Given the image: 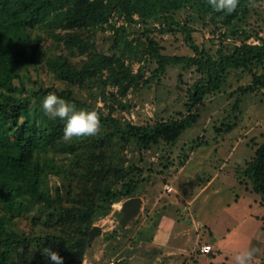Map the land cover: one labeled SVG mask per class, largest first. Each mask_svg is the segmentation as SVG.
Returning a JSON list of instances; mask_svg holds the SVG:
<instances>
[{
    "label": "trees",
    "instance_id": "obj_1",
    "mask_svg": "<svg viewBox=\"0 0 264 264\" xmlns=\"http://www.w3.org/2000/svg\"><path fill=\"white\" fill-rule=\"evenodd\" d=\"M260 1L248 7L240 0L237 10L226 14L206 0H0V264H51L44 248L57 252L64 264H85L94 241L103 239L108 250L92 264H115L105 256L122 244L117 229L105 235L100 230L89 239L94 223L115 202L140 195L151 175L167 167L176 171L187 159L167 158L155 169L139 164L145 161L143 150L174 145L198 121L206 95L220 91L231 70H262L235 90L234 108L244 95L264 87V37L213 50L194 36L199 24L233 28L259 12ZM107 30L112 41L105 49L97 45L96 33ZM170 31L182 33L192 53H167L157 32ZM134 58H148L156 67L149 76L146 64L133 72ZM173 65L199 73L185 101L187 113L147 124L116 114L132 106L124 100L131 90L161 81ZM49 93L77 109L97 110L99 134L63 141L66 121L50 119L42 109ZM221 125L218 136L233 128ZM127 149L138 152L129 158ZM243 172L264 200V142ZM121 225L128 234L129 227ZM127 260L116 264H130Z\"/></svg>",
    "mask_w": 264,
    "mask_h": 264
},
{
    "label": "rangeland",
    "instance_id": "obj_2",
    "mask_svg": "<svg viewBox=\"0 0 264 264\" xmlns=\"http://www.w3.org/2000/svg\"><path fill=\"white\" fill-rule=\"evenodd\" d=\"M257 9L259 12L234 23L231 29L209 24L196 25V41L213 50L245 41L261 42L259 36L264 37V0L258 3ZM157 36L167 53H192L180 32H157ZM111 41L110 30L96 33L99 47L106 49ZM143 64H146V76H149L156 63L148 58H134L132 70L137 72ZM261 71H257L255 66L249 71L231 70L222 89L206 95L198 121L187 128L174 145L156 144L143 150L145 161L139 164L147 166L151 163L155 169L160 167V161L167 158L171 160L175 157L178 161V158L187 156V159L183 167L178 164L180 167L176 171L171 168L169 172L167 167L166 171L149 177L145 190L140 194L144 200L139 213L125 226L121 225L129 227L128 234L124 235L118 226L123 200L115 202L111 212L94 223L99 225L98 232L101 230L102 235L117 229L122 243L112 251L113 255L105 256V261L114 260L116 264L122 258H128L130 264H233L235 250L251 246L259 250L253 264H264V200L243 172L247 162L255 157L257 148L264 142V87L244 95L237 109L233 106L237 96L235 90L249 84L253 74ZM198 77L199 73L194 68L170 66L161 81H151V85L131 90L124 100L132 106L128 110H118L116 114L141 124L179 117V112L187 113L185 101L189 98L190 85ZM98 103L103 105L104 101L99 99ZM223 123L226 127L231 124L233 128L218 136L216 126ZM126 152L129 158H133L138 150L133 153L132 149H127ZM176 220L184 222L176 227L188 229L187 235H180L177 241L172 240L179 249H157L155 242L148 244L149 240L152 241L151 236L164 238L166 226L172 228L175 224L171 222L179 224ZM157 229L164 232L160 230L159 234H155ZM106 241H94L85 264L101 260L108 247ZM203 242L211 243L213 252L217 254H204L201 251ZM168 254L177 255L169 257ZM90 255L94 256L93 259Z\"/></svg>",
    "mask_w": 264,
    "mask_h": 264
},
{
    "label": "clouds",
    "instance_id": "obj_3",
    "mask_svg": "<svg viewBox=\"0 0 264 264\" xmlns=\"http://www.w3.org/2000/svg\"><path fill=\"white\" fill-rule=\"evenodd\" d=\"M206 3L215 12L232 14L239 7L240 0H206ZM247 6L256 7V0H247ZM42 109L50 119L58 117L66 121L62 137L65 142L94 137L101 130L100 114L97 110L77 109L75 104L69 103L54 93L44 97ZM258 251L251 246L237 248L232 257L233 264H253ZM42 255L46 256L51 264H64L63 257L49 248L42 249Z\"/></svg>",
    "mask_w": 264,
    "mask_h": 264
},
{
    "label": "crops",
    "instance_id": "obj_4",
    "mask_svg": "<svg viewBox=\"0 0 264 264\" xmlns=\"http://www.w3.org/2000/svg\"><path fill=\"white\" fill-rule=\"evenodd\" d=\"M183 167V166H182ZM181 167V168H182ZM212 180V179H211ZM210 181V180H209ZM209 181L207 182V183H209ZM207 183H206V185H207ZM206 187V186H205ZM142 200H144L143 199V197H142ZM123 202V201H122ZM143 202V201H142ZM166 217H170V216H166ZM194 220V219H193ZM177 221V220H176ZM179 224H176V222H171L172 224H175V225H173L172 226V228L170 227V228H168L167 226H166V228H165V232L162 230V229H157L156 230V232H155V234H159V231L160 230H162L163 232H164V234H165V237L164 238H162V237H160V236H158V235H154V237H153V239H151L152 241H150L149 240V243L148 244H153V242H155V244H156V247H157V249L158 248H161V249H167V247H170V248H172V247H174V248H177V249H179V247H177V246H175L173 243H172V240H178V237L180 236V235H187V233H188V229H187V227L186 228H178V227H176V225H181V224H184V222H181V221H177ZM190 230V229H189ZM231 239V241L233 240L232 239V237H230ZM215 239H217V238H215ZM203 244H211V243H205V242H203ZM212 245V244H211ZM173 249V248H172ZM184 249V248H183ZM155 252H157V250L156 249H153ZM174 253H176V252H174ZM168 255H170L169 257H171L172 255H177V254H168ZM163 260V259H162Z\"/></svg>",
    "mask_w": 264,
    "mask_h": 264
},
{
    "label": "water",
    "instance_id": "obj_5",
    "mask_svg": "<svg viewBox=\"0 0 264 264\" xmlns=\"http://www.w3.org/2000/svg\"><path fill=\"white\" fill-rule=\"evenodd\" d=\"M141 206H142L141 195L130 196L124 199L121 206L122 216L120 217V224L125 226L129 220L134 218L139 213ZM98 230H99V225H94L93 228L90 230L89 239H93L95 235L98 233Z\"/></svg>",
    "mask_w": 264,
    "mask_h": 264
},
{
    "label": "built area",
    "instance_id": "obj_6",
    "mask_svg": "<svg viewBox=\"0 0 264 264\" xmlns=\"http://www.w3.org/2000/svg\"><path fill=\"white\" fill-rule=\"evenodd\" d=\"M210 250H212V246H211V244H203V245L201 246V251H202V252L207 253V252H209ZM111 263L114 264V262H111Z\"/></svg>",
    "mask_w": 264,
    "mask_h": 264
}]
</instances>
